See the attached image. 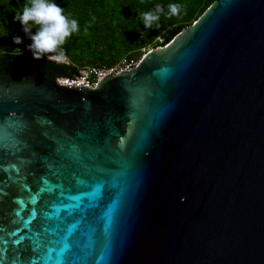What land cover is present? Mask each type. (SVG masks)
<instances>
[{"label":"water","instance_id":"water-1","mask_svg":"<svg viewBox=\"0 0 264 264\" xmlns=\"http://www.w3.org/2000/svg\"><path fill=\"white\" fill-rule=\"evenodd\" d=\"M156 48L94 88L0 79V264H264V0Z\"/></svg>","mask_w":264,"mask_h":264},{"label":"trees","instance_id":"trees-1","mask_svg":"<svg viewBox=\"0 0 264 264\" xmlns=\"http://www.w3.org/2000/svg\"><path fill=\"white\" fill-rule=\"evenodd\" d=\"M215 0H54L64 9V14L76 19L79 31L70 36L62 46L68 64L48 61L45 57L34 60L30 51L16 56L13 49H28L30 39L19 22L14 21L17 11L26 0H0V79L13 71V77L32 68H51L67 76L78 74L87 65L111 64L120 57L142 47H163L176 35L192 25ZM179 3L184 6L179 16L162 15L151 29H146L138 13L153 9L156 4L165 6ZM93 17L95 20L93 21ZM6 29V31H5ZM35 31V29H33ZM19 36L20 45L13 44ZM10 74V73H9Z\"/></svg>","mask_w":264,"mask_h":264},{"label":"clouds","instance_id":"clouds-1","mask_svg":"<svg viewBox=\"0 0 264 264\" xmlns=\"http://www.w3.org/2000/svg\"><path fill=\"white\" fill-rule=\"evenodd\" d=\"M183 8L184 6L179 3H170L165 12L164 5L156 4L153 9L139 12L138 19L142 21L144 28L151 29L159 22L162 15L170 19L179 16ZM92 19L94 21L95 17ZM14 21L19 22L23 32L30 39L28 51L31 52L34 60L38 61L45 56L48 61L57 63L67 60L62 46L70 36L79 31V25L76 19L66 16L64 9L54 0H26L23 8L15 14ZM21 43L19 36L13 37V44ZM13 51L16 56L22 55L19 47ZM101 190L102 186H96L91 196L93 198L99 196ZM111 210L109 208L104 213L105 218H110Z\"/></svg>","mask_w":264,"mask_h":264},{"label":"built area","instance_id":"built-area-1","mask_svg":"<svg viewBox=\"0 0 264 264\" xmlns=\"http://www.w3.org/2000/svg\"><path fill=\"white\" fill-rule=\"evenodd\" d=\"M153 49L154 48L151 47H142L140 49L133 50L132 52L126 53L111 64H101L98 66L87 65L80 68L78 70V74L66 76L70 82H67L66 80L56 81L61 86L71 85L74 87L85 86L87 88H94L104 76H115L119 72H128L133 70L142 61L144 56ZM26 50L28 49H20L22 55ZM62 63L68 64L67 61Z\"/></svg>","mask_w":264,"mask_h":264},{"label":"flooded vegetation","instance_id":"flooded-vegetation-1","mask_svg":"<svg viewBox=\"0 0 264 264\" xmlns=\"http://www.w3.org/2000/svg\"><path fill=\"white\" fill-rule=\"evenodd\" d=\"M46 58V57H45ZM47 59V58H46ZM30 73H35L39 76V78L43 81H46V80H49L50 77L55 74L56 72L54 70H52L51 68H46V67H41V68H32V69H27V70H24L23 72V75H20L19 76V79H29L30 78ZM9 75H12L11 73L9 74H2L1 76L2 77H8ZM5 77V79H6Z\"/></svg>","mask_w":264,"mask_h":264},{"label":"rangeland","instance_id":"rangeland-1","mask_svg":"<svg viewBox=\"0 0 264 264\" xmlns=\"http://www.w3.org/2000/svg\"><path fill=\"white\" fill-rule=\"evenodd\" d=\"M156 49H158V48H154L153 50H156ZM66 61H67V60H66ZM66 61H65V62H66ZM61 63H62V62H61ZM63 64H64V63H63Z\"/></svg>","mask_w":264,"mask_h":264}]
</instances>
